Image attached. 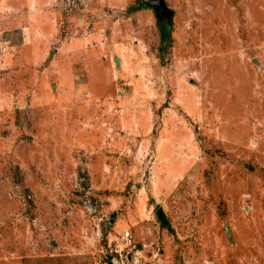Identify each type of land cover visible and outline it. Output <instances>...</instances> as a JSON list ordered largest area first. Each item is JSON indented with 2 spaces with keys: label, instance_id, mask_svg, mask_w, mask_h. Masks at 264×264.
Instances as JSON below:
<instances>
[{
  "label": "rangeland",
  "instance_id": "rangeland-1",
  "mask_svg": "<svg viewBox=\"0 0 264 264\" xmlns=\"http://www.w3.org/2000/svg\"><path fill=\"white\" fill-rule=\"evenodd\" d=\"M149 1L0 0V264H264V0Z\"/></svg>",
  "mask_w": 264,
  "mask_h": 264
},
{
  "label": "water",
  "instance_id": "water-1",
  "mask_svg": "<svg viewBox=\"0 0 264 264\" xmlns=\"http://www.w3.org/2000/svg\"><path fill=\"white\" fill-rule=\"evenodd\" d=\"M151 6H153L156 10V12L159 14V16H167V20H168V26H170L171 22H172V14H173V10L167 5L165 0H151L148 2ZM159 214L163 215V210L160 209L159 210ZM108 264H114L112 261L109 262Z\"/></svg>",
  "mask_w": 264,
  "mask_h": 264
},
{
  "label": "trees",
  "instance_id": "trees-1",
  "mask_svg": "<svg viewBox=\"0 0 264 264\" xmlns=\"http://www.w3.org/2000/svg\"><path fill=\"white\" fill-rule=\"evenodd\" d=\"M168 21L165 20L164 22H162L161 24V28H160V35H161V44H160V51L164 52L170 45L171 41H172V29H171V25L168 26Z\"/></svg>",
  "mask_w": 264,
  "mask_h": 264
},
{
  "label": "built area",
  "instance_id": "built-area-1",
  "mask_svg": "<svg viewBox=\"0 0 264 264\" xmlns=\"http://www.w3.org/2000/svg\"><path fill=\"white\" fill-rule=\"evenodd\" d=\"M123 237L126 238V239H130V238L132 237V234L130 233V231L127 230V231L124 233Z\"/></svg>",
  "mask_w": 264,
  "mask_h": 264
}]
</instances>
